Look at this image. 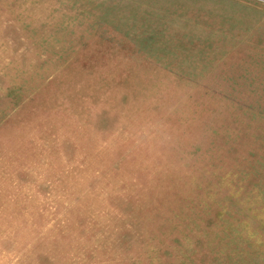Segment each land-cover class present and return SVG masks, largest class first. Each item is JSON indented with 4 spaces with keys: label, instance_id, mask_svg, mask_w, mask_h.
I'll return each mask as SVG.
<instances>
[{
    "label": "rangeland",
    "instance_id": "374dc122",
    "mask_svg": "<svg viewBox=\"0 0 264 264\" xmlns=\"http://www.w3.org/2000/svg\"><path fill=\"white\" fill-rule=\"evenodd\" d=\"M0 264H264V0H0Z\"/></svg>",
    "mask_w": 264,
    "mask_h": 264
},
{
    "label": "crops",
    "instance_id": "0c3cea01",
    "mask_svg": "<svg viewBox=\"0 0 264 264\" xmlns=\"http://www.w3.org/2000/svg\"><path fill=\"white\" fill-rule=\"evenodd\" d=\"M225 5H222L220 10L217 11V14L220 15V17H230L231 21H226V22H231L232 24L240 23L241 17H243V11L242 9L240 10H233V9H239L242 8L241 5H239L237 2H225ZM223 9L229 10V13L225 12ZM230 14V15H229ZM223 21V20H220Z\"/></svg>",
    "mask_w": 264,
    "mask_h": 264
}]
</instances>
